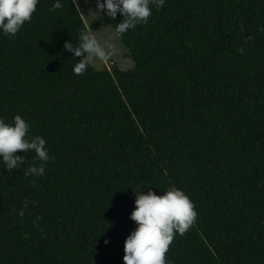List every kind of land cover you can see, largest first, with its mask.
Instances as JSON below:
<instances>
[{"label": "trees", "instance_id": "16d2710c", "mask_svg": "<svg viewBox=\"0 0 264 264\" xmlns=\"http://www.w3.org/2000/svg\"><path fill=\"white\" fill-rule=\"evenodd\" d=\"M56 2L0 33V118L52 157L40 177L34 153L0 163V264H122L134 194L170 185L198 216L168 264H264V0H165L122 35L100 14L134 68L83 75L63 45L88 29Z\"/></svg>", "mask_w": 264, "mask_h": 264}, {"label": "clouds", "instance_id": "9594fccd", "mask_svg": "<svg viewBox=\"0 0 264 264\" xmlns=\"http://www.w3.org/2000/svg\"><path fill=\"white\" fill-rule=\"evenodd\" d=\"M38 4L39 0H0V33L15 36L25 23L31 22ZM164 4L165 0H96V14L115 20L119 13L122 19L116 24V32L122 35L140 24H147L153 6L161 10ZM61 6L57 0L54 7ZM63 47L74 60L82 57L73 67L76 75L86 72L89 60L107 59L105 49L89 29L81 32L77 45L74 46L70 40ZM29 129V122L21 115H15L11 123L0 118V163H3L4 170L23 171L25 154L34 153L39 166L29 167L24 174L40 177L44 175L46 164L52 157L46 140L41 136H30ZM17 152L24 155H14ZM134 196V210L129 219L136 224V228L124 241L122 264H168L166 253L175 236L186 233L197 220L195 204L174 185H170L161 195L151 190L144 193L143 189ZM19 214L22 216L23 212ZM104 243L107 245L109 242L106 240Z\"/></svg>", "mask_w": 264, "mask_h": 264}, {"label": "rangeland", "instance_id": "374dc122", "mask_svg": "<svg viewBox=\"0 0 264 264\" xmlns=\"http://www.w3.org/2000/svg\"><path fill=\"white\" fill-rule=\"evenodd\" d=\"M75 3V0H73ZM87 29L92 31L98 43L105 49L107 59L94 58L88 61V66L95 71L117 69L123 72L132 71L133 62L127 57L125 48L121 45L116 33L97 16L88 0H76L75 3ZM87 59V57L85 58Z\"/></svg>", "mask_w": 264, "mask_h": 264}]
</instances>
